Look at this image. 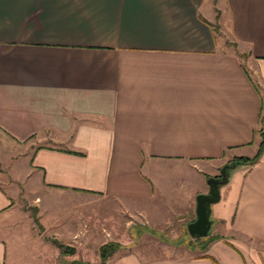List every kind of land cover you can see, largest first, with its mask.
Here are the masks:
<instances>
[{
	"label": "crops",
	"instance_id": "0c3cea01",
	"mask_svg": "<svg viewBox=\"0 0 264 264\" xmlns=\"http://www.w3.org/2000/svg\"><path fill=\"white\" fill-rule=\"evenodd\" d=\"M256 87L264 0H0V264L22 199H109L145 231L186 228L206 176L257 149ZM218 190L204 251L128 233L136 250L106 264H264V149Z\"/></svg>",
	"mask_w": 264,
	"mask_h": 264
},
{
	"label": "rangeland",
	"instance_id": "374dc122",
	"mask_svg": "<svg viewBox=\"0 0 264 264\" xmlns=\"http://www.w3.org/2000/svg\"><path fill=\"white\" fill-rule=\"evenodd\" d=\"M214 26H216L215 23ZM224 45L232 50L234 49L233 43L229 41L225 40ZM240 57L244 59L245 55H240ZM259 89L264 98V87H259ZM232 170H230V173ZM38 193L41 197H44L42 193ZM32 202H35L38 208L32 206L34 204ZM19 203L21 210L20 241H16L14 250L16 256L10 259L8 264H83V262L97 264L98 246L107 241L119 243L122 240L121 237L124 238L128 233L132 238L139 239L138 249L147 248L149 245L148 240L152 239L154 241L156 237L165 240L176 235V242H185L187 245L191 241L195 242L187 233L186 228H182V226L179 231L174 230L173 232L167 226V228L155 231L154 237L141 228L136 219H132L133 223H131L126 221V216L110 215L108 210L110 211L113 208L114 211L117 206L109 199L92 198V200H88L85 198L78 200L76 197L69 196V198L62 200V204L58 203L55 213L46 212L43 207L44 198H39V200L37 198L35 201L22 199ZM32 207L35 209L31 210ZM116 212L119 211L116 210ZM130 225H132L131 228ZM51 239L71 246L73 253L69 255L60 254ZM133 244L119 247L106 259L105 264L114 262L117 256L132 251L134 249L131 247ZM195 250L196 252L201 251L199 249ZM171 251L175 252L173 248ZM72 261H75V263H72Z\"/></svg>",
	"mask_w": 264,
	"mask_h": 264
},
{
	"label": "trees",
	"instance_id": "16d2710c",
	"mask_svg": "<svg viewBox=\"0 0 264 264\" xmlns=\"http://www.w3.org/2000/svg\"><path fill=\"white\" fill-rule=\"evenodd\" d=\"M256 91H258V93L261 96L262 101H264L263 96L261 95L259 89L256 87ZM261 122V119H260ZM256 133L258 134L259 137V142L257 144V149L255 150V152L253 153L252 156L248 157V156H234L231 159L227 160L225 163H223L219 170H218V174L214 175V176H206V179H213L214 181H216V186L220 187L221 185H223L224 183H226L230 170L234 169L235 167H237L238 165H251L253 164L258 157L260 156L261 152L264 149V129L262 127L258 128L256 130ZM35 208L32 207L31 210H34ZM146 231L149 234H154L155 232L150 230V229H146ZM192 237L195 242H189L188 243V247L191 249H199L201 251H204L205 248L207 247V245L213 241L214 239H217L218 236L216 235H210L208 236L207 234L205 236H190ZM51 242L58 248L59 253L63 254V255H69L71 253H73V248L71 246L68 245H64L61 242H58L55 239H51ZM119 247H121V245L117 242H113V241H107V242H103L102 244H100L97 248V254H98V263L97 264H105L106 259L114 252L116 251ZM72 263H75V261H72ZM83 264H86L83 262ZM92 264V263H89Z\"/></svg>",
	"mask_w": 264,
	"mask_h": 264
},
{
	"label": "water",
	"instance_id": "95a60500",
	"mask_svg": "<svg viewBox=\"0 0 264 264\" xmlns=\"http://www.w3.org/2000/svg\"><path fill=\"white\" fill-rule=\"evenodd\" d=\"M208 185L207 193H198L195 196V216L186 224L187 233L190 236H205L209 230L211 220L209 219V205L219 199V190L216 181L206 180Z\"/></svg>",
	"mask_w": 264,
	"mask_h": 264
}]
</instances>
